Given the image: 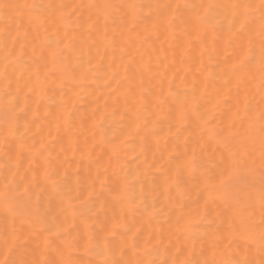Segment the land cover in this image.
Here are the masks:
<instances>
[{
    "label": "bare ground",
    "instance_id": "obj_1",
    "mask_svg": "<svg viewBox=\"0 0 264 264\" xmlns=\"http://www.w3.org/2000/svg\"><path fill=\"white\" fill-rule=\"evenodd\" d=\"M177 2L194 4H255L259 0H0V5L35 4L42 6L39 9H3L4 18L0 19V30L7 29L15 36L17 27L22 25V33L24 29H28L29 37H33V39L37 38V41L29 38L35 44H41L44 40L42 37L44 38L45 36L49 37L50 43L48 42V44H55L56 42L54 43L53 41L56 38L59 40V36H61V39L65 40L66 38L65 42L64 40L61 42V48L55 45L54 47L60 51V49H63L62 45L64 46L66 42L70 46L63 51L66 53V56L63 57V62L69 71V75L74 74L77 77V81L69 79V90L67 89L68 94L66 95L68 97L66 100L68 101V105L66 103L68 109L66 111H69L71 115L69 125L70 137L66 135V131L64 133L66 137H69L68 139L75 143V150L69 151L65 148L68 140L64 135L65 143L61 141V144L64 143L66 151L70 152H63L65 156L62 155L70 159V161L67 159L64 161H69L66 163L67 166L63 163L65 166H63V169L68 166L70 167L69 186L67 189H63L64 185L62 183L64 179L60 184L62 185L61 189L43 186L44 188L40 189L36 187L35 192L39 199V215L46 217L51 222L53 216L56 217L57 222L63 220L64 217L60 213V205L63 201L72 198L73 203L76 204L78 209L75 217L70 218L68 221L73 234L85 225L99 226L114 215L119 216L123 212L131 232L110 237V246L119 247L125 240L131 241L132 234L135 233V238L140 241V248H143L144 241H150L153 245H156L157 240L160 241V244L157 246L169 248L171 244L177 242L178 236L183 241V234L177 232L178 227L182 226L186 219L195 220L198 213L204 209L205 194L202 192L204 182L217 174V165L221 156V152L215 140L211 138V135L213 131L219 132L222 128H227L231 123L229 109L235 111L238 89L234 86L235 81H233L230 99L217 104L218 98L227 91V88L224 87V81L221 79L205 81V75L201 71H198L200 69L201 57L197 41L193 39L192 46L189 47L187 45L188 37L178 31L177 38L173 39L170 36V29L163 19L157 21L155 15L157 11L156 5L174 4ZM106 3L125 5V7H121L112 18L105 22L102 6ZM88 4H95L99 7L88 8L86 7ZM47 5H64V7L62 9L44 7ZM82 5L85 7H81ZM126 5H135L136 7L129 8ZM17 11L21 15H16ZM60 11L65 13L69 21L67 24L56 22L55 18L59 15ZM160 11L164 15L167 14L165 10ZM29 13L39 15L41 24L38 28H33L30 25L29 21L32 17ZM9 16L12 18L8 19ZM97 17H99V21L90 29L88 27L89 23L97 21ZM219 19L221 20V24L217 27V34L220 36L217 42L218 54L213 56L210 65H208L207 54L204 56V61L208 65V70L215 76H224L227 79L228 74H230L228 73V69L234 62L233 58L239 54L242 46L244 48L248 47V41L245 35L243 37H233L231 43H228L227 22L222 16ZM154 24L155 27L153 26ZM252 24L254 28H259V13H256L252 19ZM39 37L41 39H38ZM48 44L46 47L52 54L41 51L44 48L41 50L37 48L38 52H45L44 54L38 53L37 59H42L47 68L49 67L48 64L50 65L48 58L50 57L49 60L51 58L53 60V49H55L54 47L49 48ZM29 45L28 47L30 48L31 44ZM29 48L27 49L30 52L31 49L29 50ZM27 49L25 48V54L30 55L28 58H30L29 61L31 60L32 63V52L28 53ZM259 49L260 43L256 39L254 41V51L258 53ZM58 50L56 49L55 52ZM24 58L25 62H27V56H24ZM40 59L39 61H41ZM33 63H35L34 60ZM33 63L32 65L30 64L32 67ZM39 63L45 69V65L41 62ZM51 63L53 67H57V62L51 61ZM38 65L37 63L36 66ZM26 66L28 67L29 65ZM41 66L39 65V68ZM21 67H25V64H22ZM32 67L31 70L29 69L30 73L27 71L28 69L25 70L24 68L23 72L20 70V67H17L18 69L13 67L9 70L7 79L0 77V91H2L1 83L2 87L3 84H7L8 92L16 97L15 102L19 104L18 106H24L23 112L25 114L23 113V117H20L21 115L19 114V117L12 116L11 118V121L15 125L18 122L19 126H26L25 122L28 123L27 121L32 120L35 114L33 112H35L34 110H36L37 106L39 108L42 107L37 110L38 114L41 113V116H39V118H42L41 121L44 122V119H46L48 122L45 123V121V124H52L55 118L60 117H56V112L48 113L50 119L53 120L48 121V118L42 117L44 114V112L42 114L43 105H45L46 100H51V96L48 95L50 96L49 99L45 97V101L39 96L37 97L38 100L34 101L36 96L34 97V92H29V88L34 85L36 79L34 70H37V68L35 67L32 70ZM25 71L28 73H25ZM32 72L34 73L31 74ZM42 73L44 72L41 70V77H43ZM81 73L86 76V79L79 81ZM59 79L58 77L57 80ZM55 80L54 82L57 81ZM17 81L20 82L19 93L17 92ZM57 85H55V88ZM56 89L58 90V88ZM64 92L66 94V90ZM239 92L241 100L246 93L253 102H258L261 98L258 92V77H245L244 82L240 85ZM59 94L63 96L61 91ZM193 94L197 98L196 103L192 102ZM58 97L57 99L60 98ZM60 99L64 100L62 97ZM59 101H54V103L58 102L59 105ZM33 102L38 104H36L37 106L34 110L32 109L33 105H35ZM54 105L55 107L58 106ZM66 105L64 106L66 107ZM60 107L61 105L56 109ZM193 108L201 114L203 119L209 121L208 124L205 125L201 120H191L185 122L183 125H178L176 117L181 109H187L191 112ZM52 111L54 112V109ZM62 111L59 110L57 112L62 116ZM19 112L22 113L21 110ZM138 113L140 115L139 120L136 119ZM61 118H64V115L59 118L62 121V125L64 119L61 120ZM38 121L39 119H37L36 123L34 121V124L37 125ZM41 121L38 122L39 126L37 125V128L31 122L32 127L30 129L31 125L28 124V131L29 133L31 131L33 134L34 138L32 141L36 139L41 143L43 142L41 139L44 138L46 140L43 142L44 144L47 143L48 136L45 134V137L38 139V130L41 128L39 130L41 134L50 130V134H48L50 136L54 134L53 131H55L56 127L54 126L55 123L54 125L52 124L55 128L51 131V124L49 125L50 127L45 128V124ZM58 121L56 120L55 122L58 123ZM145 121H147V126H145ZM153 121H156V127L152 126ZM40 122L44 125H41ZM137 123L140 124L138 133H133L130 136V130L134 129ZM64 126H61V128L65 129ZM178 127L181 129L180 132H177ZM5 128L3 127L2 129ZM21 130H19L18 134L22 133L23 135V133H26L24 132L25 130L23 132ZM60 131H58L59 134L62 133V130ZM2 134L5 135L7 132H3ZM41 134L40 136L43 135ZM54 135L53 137H56ZM9 138L12 137L9 136ZM24 139L28 140V138ZM31 139L25 142L26 144L24 142V144H20L22 139H19L20 142L16 141L21 146H27L31 142ZM15 140L13 138L14 142ZM185 141L188 143L189 151L197 142L204 144L206 149V154L203 155V159L200 161L197 170L192 173H188L180 168L182 164L181 154L184 151ZM38 142L37 144H39ZM32 143L35 144H33L34 146L37 145L35 142ZM16 144L18 143H14L13 146L7 144L9 145L8 148L12 146L11 150L15 154L17 151V149H14L17 148ZM31 144L29 145L31 146ZM54 144L57 145L56 150L63 147L62 145V147H58L60 143L57 144L55 142ZM2 147L0 148L1 152L3 151ZM232 147L233 150H238L241 148V143L237 142ZM249 147L251 148V146ZM18 148L22 150V147ZM35 148L37 149V147ZM5 149L4 151L6 152ZM62 149H59V151ZM255 151L256 163L259 164L258 150ZM33 152L30 150L27 152L29 154L32 153L29 159V154L27 155V153H23L24 156H22V153H19L22 158L15 157L13 153L10 156L14 155L15 159L13 157L12 160L15 163L24 159L22 164L20 162L19 164L23 165V168L25 164H30V166L27 165L25 167H30L29 169L31 170L35 165V163H30L35 159ZM66 153L70 156L66 157ZM43 155L48 154L43 153ZM31 156H33V159ZM37 156H39L40 160V156L42 155L37 153ZM59 157L63 159L61 155H57V159H60ZM16 158H19V160H16ZM53 159L55 160V158ZM3 160L5 161L4 164H6L7 160ZM10 162L8 159V163ZM14 162L13 164L11 163L12 165L10 164L11 167L7 164L8 167L6 166V168L8 169L5 167L0 168L1 183L4 181L2 178L10 177L9 170L15 168ZM61 162L58 163L61 164ZM1 163V166H3V161ZM39 163L43 164L42 161ZM44 163L46 165V161ZM54 163L57 164L55 168H58L56 172L60 171L56 160L52 164ZM37 164L38 169L33 168V172H36L34 171L36 169L39 170L40 164ZM49 165L51 166V164ZM42 167L46 166L42 165ZM42 167L40 165V168ZM48 168L50 169L51 167ZM55 168H52V170L54 171ZM23 170L21 169L22 172ZM32 171H30L31 177ZM64 171L67 172L68 170ZM22 172L21 174L24 178L31 179V177H28L30 176L29 172L26 175V172ZM170 179H176L178 185L170 184ZM101 180L104 181L103 186H101ZM59 181H61L60 177ZM45 182L47 184V181H44V184ZM126 182L129 185L128 193L121 196ZM45 186H48V184ZM89 192H92V196L89 197V206L87 208H80L78 201L88 197ZM235 210L237 209L232 205L225 204L222 201H216L214 204H211L208 220L196 225L197 230L191 237L188 247H191L201 258H211L215 251L213 247L214 237L222 233L226 227V225L221 224L219 217H230ZM247 212L254 214L258 219L260 207L258 204H254L251 207H247ZM217 214H219V217ZM32 221L30 212L7 219L0 214V238L5 233L15 231L19 236L16 254L19 258L24 259H30L34 255H38L40 249L44 246L45 239H48L50 241L49 254L54 255L58 249L63 247L62 242L56 239L55 236H50L48 232L42 230L41 226L33 224ZM224 243H228V241ZM231 244L233 249L241 255H248L249 257H256L258 255V246L254 243L241 239L234 240ZM172 253H175V248L171 249ZM8 254V248H3L0 251V259H4ZM74 255L79 264H95L97 260L95 255L88 254L83 249L75 252ZM125 258L144 259L145 257L143 252L126 250Z\"/></svg>",
    "mask_w": 264,
    "mask_h": 264
},
{
    "label": "snow or ice",
    "instance_id": "obj_2",
    "mask_svg": "<svg viewBox=\"0 0 264 264\" xmlns=\"http://www.w3.org/2000/svg\"><path fill=\"white\" fill-rule=\"evenodd\" d=\"M39 6L32 5H0V19L4 18L3 9H37ZM47 8L62 9L64 5H47ZM81 7H85L82 5ZM88 8L99 7L95 4L86 5ZM103 18L107 22L114 14L125 5H117L113 3H106L103 6ZM129 8H135V5H126ZM157 9L155 15L157 21L163 19L170 29V36L173 39L177 38L179 31L184 36L188 37L187 45L192 46V40L197 41L200 48V69L202 74L205 75V81L211 79H221L224 81V87L227 91L224 92L217 100V104L226 102L231 97L233 81L235 87L238 89L236 93L235 111L229 109L231 116V123L227 128H222L219 132L213 131L211 138L215 140L217 147L221 152L220 160L217 165L218 172L210 179L205 180L202 192L205 194L204 209L199 212L197 218L186 219L182 226L178 227L177 232L183 234V241L177 237V242L171 244V247L166 248L171 252L175 248V253L171 254V258L165 264H209L207 257L201 258L198 256L188 244L191 237L196 232V225L202 221H207L209 218V207L216 201H222L225 204H230L237 210L233 211L230 217H218L221 224L226 225L223 232L214 237L213 247L214 254L220 250L224 255L221 260L213 261V264H255L251 258L233 259L232 256L236 252L231 242L234 240H246L256 244L261 251H264V0H259L255 4H194V3H169L158 4L155 6ZM160 10H165L164 15ZM256 13H259V28L253 27L252 19ZM16 15H21L19 11ZM32 17L29 23L33 28H38L41 24L40 17L36 13H29ZM227 22L228 33L227 41L231 43L233 37L247 36L248 47L240 48L239 54L235 56L234 62L228 69L227 79L224 76H215L208 70V65L211 64L213 56L218 54L217 42L220 36L217 34V27L221 24L219 17ZM12 17L9 16L8 19ZM56 22L67 24L69 21L63 11L59 12L56 16ZM99 21L89 23L88 27L91 29ZM35 22V23H34ZM155 27V24L153 25ZM19 25L16 29V35L13 36L7 29L0 30V77L8 78V72L15 65L23 62L25 56V48L27 45H32V57H36L37 48H43V43L35 44L29 39L28 29H24L23 33ZM106 27V24H105ZM258 39L260 43L259 52L254 51V41ZM10 41V43H9ZM49 41V37L45 36L44 43ZM60 41L57 40V47ZM17 45L19 49H17ZM69 48L68 44L64 45ZM208 56V65L205 64L204 56ZM56 53H53L55 57ZM62 69H52L45 67L44 79L46 80L50 73L54 74L56 71ZM252 76L258 77V92L260 100L253 102L245 93L243 99H240L239 88L244 82L245 77ZM69 79L77 81L74 74L68 76ZM86 79V76L81 73L79 81ZM17 92L20 91V82L17 81ZM39 89V91H37ZM29 92H34L37 96L43 97L46 94V88L41 79L39 71L36 73V79L33 87L29 88ZM16 97L9 98L10 109L17 107ZM197 98L193 94L192 102L196 103ZM63 108L64 106L61 105ZM59 120V117H57ZM140 119L139 113L136 117ZM211 119V118H209ZM71 115L69 112L64 113L65 126L70 125ZM201 120L205 125L208 120L203 119L201 114L193 108L192 111L181 109L176 122L178 125H183L187 121ZM147 126V121H145ZM152 126L156 127V121L152 122ZM59 130V123L56 125ZM140 124L137 123L134 129L130 130L129 135L138 133ZM181 129L178 127L177 132ZM16 130L10 127L8 135H15ZM249 141L258 142L260 146L259 164L256 163V156L248 152L241 153L233 150L232 145L239 142L245 144ZM4 144H7V137L4 138ZM44 145H41L43 148ZM76 145L73 141L69 140L67 150H75ZM63 150V149H62ZM39 151V150H37ZM115 151V146H114ZM206 154L204 144L197 142L188 150V143L185 141L184 151L181 154L182 164L180 168L188 173L195 172L199 166L203 155ZM7 155V153H5ZM9 161L12 157H8ZM16 167H19L17 161ZM10 171V177H7L5 183L0 184V214L6 219L14 218L20 213L16 210L11 198H9V189H14L16 196L23 200L26 205H30L33 198L31 189H35L41 179L44 181H51L53 185L59 181L56 178V173L48 167H44L42 173L34 172L30 180H24L22 185H17L15 182V172ZM23 179V178H22ZM103 186L104 181H100ZM170 184H177L176 179H170ZM129 185L127 182L124 184L121 196L128 193ZM92 192H89L88 197L79 200L80 208H87L89 206V197ZM39 199L37 197V204ZM254 204L260 206L259 218L247 211L240 210L243 208L251 207ZM78 209L76 204L73 203L72 198L63 201L60 205V213L63 215V220L57 222L56 217L52 218V225L49 226L45 217L37 215L33 224L42 227V230L48 232L50 236H55L62 242L63 247L58 249L54 255L49 254L50 241L45 239L44 246L40 249L38 255H34L30 259L22 258L20 261H13L10 253L16 247L19 236L15 231L10 233L11 245L8 247V255L4 259H0V264H79L74 253L83 249L86 253L95 255L97 260L95 264H153L152 259L147 258L149 250L153 246L160 244L156 241L153 245L150 241L143 242V248L139 247L140 241L135 238V233L132 234L131 241L125 240L119 247L110 246V237L118 234H126L131 232L130 227L126 223L123 212L111 219L106 220L99 226L85 225L83 228L76 230L73 234L71 226L68 224L70 218H74ZM228 241V243H224ZM223 245V247H221ZM132 250L133 252H143L144 259H126L125 251Z\"/></svg>",
    "mask_w": 264,
    "mask_h": 264
},
{
    "label": "rangeland",
    "instance_id": "obj_3",
    "mask_svg": "<svg viewBox=\"0 0 264 264\" xmlns=\"http://www.w3.org/2000/svg\"><path fill=\"white\" fill-rule=\"evenodd\" d=\"M41 37H42V36H41ZM59 37H60L59 40H61L59 46H60V48H61V42H62L64 39H61V36H59ZM29 38H32V39H33V37H29ZM34 38H36V37L34 36ZM44 38H45V37H44ZM44 38L42 37V39H44ZM63 38H64V37H63ZM32 39H30V40H32ZM36 39H37V38H36ZM36 39H33V40H36ZM38 39H41V38L39 37ZM33 40H32V41H33ZM57 40H58V38H56V40L53 41V42H54V43H55V42L57 43ZM65 40H66V38H65ZM65 40H64V42H65ZM36 41H37V40H36ZM38 41H40V40H38ZM41 41H42V40H41ZM67 41H68V40H67ZM34 42H35V41H34ZM48 42H49V41H48ZM48 42H47V44H48ZM53 42H52V43H53ZM64 42H63V44H64ZM36 43H39V42H36ZM42 43H43V45H44V46H43L44 49H43V48H39V47H38V49H40V50L43 49V50H41V51H45V52L48 53V52H49V49L46 47L47 44L44 43V40L42 41ZM49 43H50V42H49ZM56 43H55V44H51L52 46H51L50 44H48V45H49L48 47H49V48H50V47L53 48L54 45L57 46ZM66 43H67V42H66ZM66 43H65V44H66ZM17 46H18V45H17ZM28 46H30V45H27L26 49L29 48ZM18 47H19V46H18ZM18 47H17V49H18ZM54 48H55V49H53L54 52H55L56 49L58 50V48H56V47H54ZM62 48H63V49H60V51H61L62 53L58 50L59 52H58V51L55 52V53H56L55 57H53V55H52L53 60H52V58L49 60L50 57L48 58V62H50V65L48 64V62H46V64H48L49 67L51 66L50 69H52L53 66L51 65V64H52L51 61H55V62H57V67H56V68H59V69H62V70H61V71H56V72H55L56 74L59 73L58 75H56L55 73H54V74L50 73V74L48 75V77H47L48 81H47V79L45 80V79L43 78V77H44V73H42L43 77H41V79H44V80H42V81H43V83H45L44 86H45V88H46L47 96H46V94H45L43 97H41V96H40V97L43 99V101H45V97H46V98L48 97V99H49V97L51 96V97H50L51 100H50V99H49V101L46 100V101H45L46 103H44V104L47 106V108H46L45 105H43V108H44V109L42 110V114H43V112H44V114H43L42 117H46V118H48V121H49V120H53V119H50L48 113H50V112L55 113V112H56V117H57V116L63 117L64 112L68 109V108H67V107H68V106H67V105H68V101H66V100L68 99V97H67L66 95L68 94V90H69V87H68V85H69V78H68V76H69V71H68V69L66 68V66L64 65V62H63V60H64L63 57L66 56V55H65L66 53L63 52V51H65V47L62 45ZM30 49H31V50H30ZM38 49H37V53H36V57H35V59H34L33 57H31V58H32V63H33V60H34V62L36 63V64L33 63V67L31 66V65H32L31 60L29 61L30 58H28L30 55H29V54H25V56H27V58H28V59H26L27 62H25V58H26V57H25V58H23V59H24V60H23L24 62L15 65L14 68H17V67L19 68V67H20V70H21V71H23L24 68H25V70L28 69L27 71L30 73L31 67H32V70L35 69V67H36L37 70H34L35 73H37V71L39 70V71H40L39 73H40V75H41V70H42V72H44L45 69H43V67H42L43 65L41 66V64L39 63V62L43 63V60L39 58V59L41 60V61H39V59H37V58H38V57H37V56H38V53H40V54L43 53V52H41V51L38 52ZM29 50H30V52L28 51V49H27V52H28V53H31V52H32V45H31V47L29 48ZM50 50H51V49H50ZM25 51H26V50H25ZM51 51H52V50H51ZM45 52H44V53H45ZM54 52H53V53H54ZM44 53H43V54H44ZM49 53L52 54L51 52H49ZM59 53H60L61 55H60ZM40 54H39V57H40ZM31 56H32V53H31ZM61 56H62V57H61ZM60 57H61L62 59H61ZM59 59H60V60H59ZM35 60H36V61H35ZM45 61H46V60H45ZM45 61H44V62H45ZM27 63H28V64H27ZM37 63L41 66L42 69L39 68V65L36 66ZM22 64H23V65L25 64V67H21ZM30 64H31V65H30ZM43 64H44V63H43ZM26 65H29V66H28L29 68H28ZM44 65H45V64H44ZM30 66H31V67H30ZM26 67H27V68H26ZM44 67H46V65H45ZM49 67H48V68H49ZM18 68H17V69H18ZM22 68H23V69H22ZM38 68H39V69H38ZM29 69H30V70H29ZM40 69H41V70H40ZM27 71H25V73H28ZM23 72H24V71H23ZM33 73H34V72H32L31 74H33ZM35 73H34V76L36 77V74H35ZM31 74H30V75H31ZM54 77H55V78H54ZM58 77L60 78L59 80H57ZM55 79H56L57 81H56ZM54 80H55L57 83L54 82ZM4 82H5V83H8V82H6V81H4ZM58 82H60V83H58ZM56 84H58V85L56 86V88H58V90L55 88V85H56ZM4 85H5V84H3V87H2V83H1L2 91H0V92H3L4 90H7V91H8V89H7V84H6L5 86H4ZM53 87H54V88H53ZM51 88H52V89H51ZM50 89H51V90H50ZM53 89H54V90H53ZM59 89H61V90H59ZM67 89H68V90H67ZM37 90H38V89H37ZM65 90H66V94H65V92H64ZM38 91H39V90H38ZM49 91H50V92H49ZM60 91L63 93V96H62V94H59ZM51 92H52V94H51ZM34 94H35V93H34ZM55 94H56V95L59 94V95H57V97H58V96H59L60 98L62 97L66 102L58 97V98L60 99V101H59V99H57V97H56ZM48 95H50V96H48ZM54 95H55V97H54ZM35 96H36V97H35ZM34 97H35V98H34V101L36 102V100H38L37 97H39V96H37V95L35 94ZM53 98H54V99H53ZM42 99H41V100H42ZM55 99H56V100H55ZM52 101H53V103H52ZM54 101H59V105H58V102L54 103ZM62 101H64V102H62ZM47 102H48V103H47ZM49 102H51V103L49 104ZM60 102H62V103H60ZM15 103H16V102H15ZM33 103H34V102H33ZM33 103H32V104H33ZM63 103H65V104H63ZM66 103H67V105H66ZM34 104H35V105H33L34 107L32 108L33 110H34L35 107L38 105L37 103H34ZM36 104H37V105H36ZM47 104H48V105H47ZM54 104H56V105H58V106L55 107ZM62 104H63V106L66 105V107L64 106L63 108L60 107V108H62V109H60V108H59V109H56V108H58V107H59L60 105H62ZM16 105L18 106L19 104L16 103ZM44 106H45V107H44ZM19 107H21L22 109L19 108ZM23 107H24V106H18V109H17V110H16V108H17V107H16L15 110L17 111V113H16V111H15L14 109H8V110H5L4 108L0 107V131H2V132H0V135H1L0 137H1L2 141L4 140L5 137H7V142H9V143H7V144H11V145L13 146L14 143H18V144H19V142H20L19 139H22V140H21L22 142H21L20 144H24V143L27 142L28 140L30 141V138H32V139H31V142H29V143L27 144V146H21L20 144H19V145L16 144L17 146H16V145H15V146H16L17 148H14V149H17L16 154L12 152V150H11V147H12V146H10V148H8L9 145L4 144V142H2L1 139H0V141H1V142H0L1 144H0V145L3 146V147H2L3 151H4L5 147H6V149H5L6 152H5V151H4V152H5V153L8 152V154L5 155L3 151H2V152L0 151V155H1V156H0V159H1V160H0V168H2V167H5V168H6L7 164H8L9 167H11L10 164H11V163L13 164L14 160H11V162L8 163V157H7V156H10V154L13 153V154H15V157H20V158H22V157L20 156L21 153H22V154H23V153H27L29 150H30L31 152L34 151L33 153L36 155V157H35V155H34V158H35V159L32 160L31 162L28 160L31 164H34V163H35V165H34L33 167H32V165H31L32 169L30 170V169H29L30 167H25V166H27V165L30 166V164L27 163V165H26L25 163H23V164H25L24 168H25V169L28 168L29 171H28V170H26V171H28L29 173L25 171V169L22 167L23 165H22V166L20 165V164H22V162L24 161V159L19 160V158H16V160H17V159L19 160L18 163L20 162V164H19L20 167H19V168L22 169V170L24 169L23 172H22V171H21V172H22V173H25V172H26L25 175L28 173V174L30 175V176H28V177H31V172H30V171H32L33 168H34V169H35V168L38 169V167L36 166V163L40 164L41 167H42V165H44V166H46V167H51L50 169L52 170V168L57 167V166H55V165H57V164H55V163L52 164L53 162H55V160H56V163H58V162L60 163V162L62 161L61 164L58 163V164H59L58 167L61 168V169L59 168L60 171L56 172V171L58 170V168H57V169L55 168V170H54V172H55L57 175H59V176L56 175V178L58 177V178H57L58 181H59V177H60V180H61V181H59L60 183L58 182L57 184L53 185L52 182L49 181V182L51 183V185H50V183L47 181L48 186H45V185H47L46 182H45V184H44V180L41 179V181H40L39 185L37 186V188L40 189V188H42L43 186H44V187H50V186H52L51 188H54V189H61V186L64 185V186H63V189H64V190L67 189V187L69 186V173H70V172H69V168H70V167L68 166V167H66V168L63 169V166H64V164H65V166H67L66 163L70 161V159H69V157H68V156H70V155H67L68 153H66V157H68V158L63 157L62 155H64L63 152H69V151H70V150H69V151H66V149H67V145H65L66 147L63 145V144L65 143V139H64V138L66 137V135H69V134H70V126H67V127H66V126H64V123L61 125L62 121H60V119H59V121H58V119L55 118V119H54L55 121L57 120L58 123L60 122V123H59V126H60L59 128H60V129L57 130V127H56L57 122H55V121H54V122H53V121H50V122H53V123H52L53 125H54V123H55L54 126H55L56 128H55L51 123H49V125L51 124L50 126H52V129H51V128H49V129H51V131H52L53 128H55V131H53V133L55 134V132H57L55 135H54V134H51V135H52V137H51L52 139L50 138L51 135H50V136L48 135V134H50V130H49V129H48L49 132H48V131H45L44 129H42V130H44L45 132H48V133H45V132H44V134L42 133L43 135L41 134V131L39 132V130H40L41 128H40L39 130L37 129V130H38V134H39V137H37V138L39 139L40 137H45V136H46L45 134H47V136H48L47 143H48V142H50V143H48V144H47V143H44V144H43V142L46 141V140H44V138H42V139L40 138L41 141H43V142H41V143H39V142H38L39 140H36V139H35L34 141H32L33 138H34V137H33V134L31 133V131H30V133H29L28 130H29V128L31 129L32 125H34V126L37 128L38 122L42 120L41 117H40L41 119L39 118V116H41V113H39L40 115L38 114V110H37V109L39 108V106H37V107H36V110H37V111L34 110L35 112H33V114H34V113H35V114H34V117L32 118V120H31V121H30V120L27 121L28 123L25 122L26 126H24V125H20V126H19V125H18V124H19L18 122H16V125H15L14 122L11 121V118H12V116L19 117V116H18L19 114L21 115L20 117H23L24 114H25V113L23 112V110H24ZM41 108H42V107H40L39 109H41ZM64 108H66V109H64ZM53 109H54V112L52 111ZM63 109H64V110H63ZM13 110H14V111H13ZM19 110H21L22 113L19 112ZM55 110H56V111H55ZM59 110H61V111L63 110V111L61 112V113H62V116H61V114H58L59 112H57V111H59ZM39 111H41V110H39ZM12 112H13L14 114H13ZM18 112H19V113H18ZM67 112H69V111H67ZM23 113H24V114H23ZM45 113H46V114H45ZM22 115H23V116H22ZM37 115H38V116H37ZM47 115H48V117H47ZM50 115H52V114H50ZM60 117H59V118H60ZM37 119H39V121L37 122V125H35V124H34V121H35V123H36ZM62 119H64V118H61V120H62ZM33 120H34V121H33ZM32 121H33V122H32ZM45 121H46V119H44V122H45ZM31 122H32V125H31ZM41 122H42V121H41ZM41 122H40V123H41ZM44 122H42V123H44ZM17 123H18V124H17ZM40 123H39V124H40ZM42 123H41V125H44L45 123H48V122L46 121L44 124H42ZM20 124H21V123H20ZM23 124H24V122H23ZM28 124L31 125V126L29 125V126H30L29 128H28ZM4 125H5V126H4ZM17 125H18V126H17ZM46 125H47V127H46ZM49 125H48V124H45V128L50 127ZM1 126H2V127H1ZM7 126H8V127H7ZM10 126H11V127H14L15 130H18V131H16L17 133L15 134L16 137H15V135H11V136H10V135H7ZM22 126H23V128H22ZM38 126H39V125H38ZM61 126H64L65 129H62ZM3 127H4V128L6 127V128H5V129H2ZM24 127H25V129L27 128L26 130H27L28 132L24 129ZM35 127H33V128H35ZM41 127L43 128V126H41ZM64 127H63V128H64ZM20 128H21L22 130H21ZM66 129H67V130H66ZM68 129H69V130H68ZM4 130H5V131H4ZM19 130H21L22 132L25 130L24 132H26L25 134H27V135H25L24 133H23V135H22V133H19V134H18ZM37 130H36V131H37ZM60 130H62V133H63V134H62V133H60V134L58 133V131L61 132ZM34 131H35V130H34ZM64 131H66V132H65L66 135H65ZM68 131H69V132H68ZM3 132H4V133L7 132V134L3 135V134H2ZM33 133H34V132H33ZM17 134H18V136H17ZM20 134H21V136H20ZM30 134H32V135H30ZM34 134H35V133H34ZM40 134H41L42 136H40ZM61 134H62V135H61ZM36 135H37V132H36ZM53 135L56 136V137H53ZM58 135H59V136H58ZM63 135H64L65 137H64ZM3 136H4V137H3ZM9 136L12 137V138H9ZM23 136H25L24 138H28V140L24 139ZM29 136H30V138H29ZM34 136H35V135H34ZM37 136H38V135H37ZM17 137H18V138H17ZM21 137H22V138H21ZM59 137H60V138H59ZM69 137H70V135H69ZM69 137H66L67 140H68V142H67V140H66V142H67L66 144L69 143V140H70V139H68ZM8 138H9V139H8ZM13 138H14V140L17 138L16 140L19 141V142H17L16 140H15V142H14V141H13ZM46 138H47V137H46ZM49 138H50V139H49ZM55 138H56V139H55ZM23 139L26 140V141H24ZM58 139H59V142H58ZM61 139H62V140H61ZM63 139H64V140H63ZM8 140H9V141H8ZM52 141H53V143H52ZM61 141L64 142V143L61 144ZM23 142H24V143H23ZM32 142H35L36 144H37V142H38L40 145L43 144L44 147L41 148V146H40L39 144H37L36 146H34L35 144L32 143ZM55 142H56L57 144L60 143V145L58 144V147H62V146H63L62 148L65 147L66 149L64 148V149H63L64 151H63V150H60V151H59V149H62V148H57V150H56L55 148L57 147V145L54 144ZM31 143H32V144H31ZM25 144H26V143H25ZM29 144H31V146H30ZM33 144H34V145H33ZM4 145H5V146H4ZM46 145H47V147H46ZM51 145H52V146H51ZM61 145H62V146H61ZM1 146H0V148H1ZM38 146H39V147H38ZM53 146H54V147H53ZM18 147H22V150L19 149ZM25 147H26V148H25ZM28 147H29V149H28ZM32 147H34V148L37 147V149H38L39 151H37V149L35 148L36 152H37L39 155H42L44 158H43L42 156H40V160H39V158H38L39 156H37V153L35 152L34 148L32 149ZM49 147H51V148H49ZM52 147H53V148H52ZM2 149H1V150H2ZM12 149H13V148H12ZM23 149H24V150H23ZM27 149H28V150H27ZM51 149H52V150H51ZM54 149H55L56 151H55ZM46 150H48V151L50 150V152L53 154V156H52V154H51L50 152H48V151H46ZM13 151H14V150H13ZM19 151H20V152H19ZM45 151H46V152H45ZM53 151H54V153H53ZM11 152H12V153H11ZM18 152H19L20 154H19ZM40 152H41V153L43 152L44 154L46 153V154H48V155H43V153L41 154ZM58 152H59V154H58ZM2 153H3V154H2ZM17 153H18V154H17ZM60 153H61V154H60ZM69 153H70V152H69ZM28 154H29V153H27V155H28ZM50 154H51V156H50ZM54 154H55V155H54ZM56 154H57L58 156L61 155V157H63V159H61L60 157H59L60 159H57V155H56ZM4 155H5L6 157H5ZM17 155H18V156H17ZM30 155H32V153L28 155V159H29V156H30ZM11 156H12V155H11ZM11 156H10V157H11ZM22 156H24V154H23ZM45 156L47 157V159H46ZM55 156H56V157H55ZM64 156H65V155H64ZM13 157H14V155L12 156V158H13ZM15 157H14L13 159H15ZM31 157H32V159H33V156H31ZM31 157H30V158H31ZM23 158H24V157H23ZM25 158H26V157H25ZM37 158H38V159H37ZM53 158H55V160H54ZM64 158H65V159H64ZM3 159L7 160V161H6V164H4L5 161H4ZM49 159H50V160H49ZM66 159L69 160V161L64 162ZM37 160H39V162L42 161L43 164L37 162ZM47 160H48V161H47ZM60 160H61V161H60ZM2 161H3V164H4L5 166H4V165L1 166V164H2L1 162H2ZM34 161H35V162H34ZM45 161H46V165H45V163H44ZM50 161H51V162H50ZM57 161H58V162H57ZM26 162H27V160H26ZM48 162H49V163H48ZM14 163H15V162H14ZM16 163H17V162H16ZM16 163L14 164L15 167H16ZM63 163H64V164H63ZM12 164H11V165H12ZM38 164H37V165H38ZM49 164H51V166H50ZM68 164H70V163H68ZM40 165H39V170L41 169V170H40V173H41L43 167L40 168ZM8 166H7V167H8ZM35 166H36V167H35ZM65 166H64V167H65ZM6 169H8V168H6ZM11 169H12V168H11ZM37 169L34 170V171L39 172V170H37ZM64 170H68V171L66 172V171H64ZM24 171H25V172H24ZM60 172H61V173H60ZM32 173H34V172L32 171ZM66 173H68V174H66ZM32 175H33V174H32ZM63 175H65L66 177L63 176ZM31 178H32V177H31ZM2 179L4 180V178H2ZM2 179H1V180H2ZM25 179H28V178L26 177ZM64 179H65L66 181H65ZM28 180H30V178H29ZM63 180H64L65 183L63 182ZM42 181H43V183H41ZM2 182H3V181H2ZM61 182H63L62 185H60ZM0 183H1V181H0ZM1 184H2V183H1ZM43 184H44V185H43ZM40 185H41V187H39ZM44 187H43V188H44Z\"/></svg>",
    "mask_w": 264,
    "mask_h": 264
},
{
    "label": "clouds",
    "instance_id": "obj_4",
    "mask_svg": "<svg viewBox=\"0 0 264 264\" xmlns=\"http://www.w3.org/2000/svg\"><path fill=\"white\" fill-rule=\"evenodd\" d=\"M38 9L42 8V6L38 5ZM12 97V94L8 92L7 90H4L3 92H0V107L4 108L5 110L10 109L9 107V98ZM251 146V148L249 147ZM258 150V154L260 155V146L258 142H252L249 141L245 144H241V148L237 151L244 153L248 152L249 154H254L256 156V151ZM259 158V157H258ZM11 171L15 172V182L16 184L22 185L25 178L21 174V169L19 167H15L14 169H11ZM23 178V179H22ZM7 180V177L4 178L3 183H5ZM2 183V184H3ZM33 192V198L30 205H26L22 199L18 198L16 196V192L14 189H9V198L12 199L14 206L16 207V210L23 214L25 212H30L32 216V220H35L36 216L39 215V206L37 204V194L35 192V189H31ZM260 207V206H259ZM242 211H247V208H241ZM46 218V217H45ZM47 220V218H46ZM47 223L49 226L52 225V222L47 220ZM11 245V236L10 233H5L2 238H0V251L3 250V248H8ZM17 248V247H16ZM16 248L12 250V253H10L11 258L13 261H20L22 258H19L16 254ZM147 258L152 259L153 264H165L166 261H168L171 258V252L167 250L166 248L162 246H153L149 250V253L147 254ZM224 258V255L220 250H217L215 254L212 255L211 258H208L209 264H213V261L221 260ZM233 259H240V258H251L254 260L255 264H264V251H261V249L258 247V255L256 257H249L248 255H241L238 252H235L232 256Z\"/></svg>",
    "mask_w": 264,
    "mask_h": 264
}]
</instances>
